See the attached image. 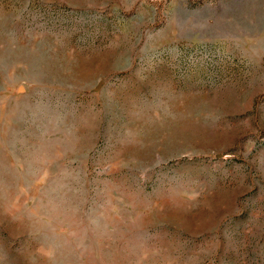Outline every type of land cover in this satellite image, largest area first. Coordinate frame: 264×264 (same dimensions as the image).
Returning a JSON list of instances; mask_svg holds the SVG:
<instances>
[{
    "label": "rangeland",
    "instance_id": "obj_1",
    "mask_svg": "<svg viewBox=\"0 0 264 264\" xmlns=\"http://www.w3.org/2000/svg\"><path fill=\"white\" fill-rule=\"evenodd\" d=\"M0 264H264V0H0Z\"/></svg>",
    "mask_w": 264,
    "mask_h": 264
}]
</instances>
